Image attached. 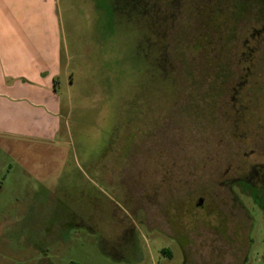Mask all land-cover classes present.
I'll return each instance as SVG.
<instances>
[{
  "label": "rangeland",
  "instance_id": "374dc122",
  "mask_svg": "<svg viewBox=\"0 0 264 264\" xmlns=\"http://www.w3.org/2000/svg\"><path fill=\"white\" fill-rule=\"evenodd\" d=\"M57 1L60 130L0 139V264H264V196L242 182L264 164V57L250 116L222 113L264 0Z\"/></svg>",
  "mask_w": 264,
  "mask_h": 264
},
{
  "label": "crops",
  "instance_id": "0c3cea01",
  "mask_svg": "<svg viewBox=\"0 0 264 264\" xmlns=\"http://www.w3.org/2000/svg\"><path fill=\"white\" fill-rule=\"evenodd\" d=\"M60 22L57 0H0V139L57 138Z\"/></svg>",
  "mask_w": 264,
  "mask_h": 264
},
{
  "label": "flooded vegetation",
  "instance_id": "af4514ba",
  "mask_svg": "<svg viewBox=\"0 0 264 264\" xmlns=\"http://www.w3.org/2000/svg\"><path fill=\"white\" fill-rule=\"evenodd\" d=\"M220 1H227V0H220ZM245 35L244 37L241 39L242 40V46L243 48L240 50L239 54L237 55L240 58V62L239 65L242 66V68L244 69V71H246V77L242 78L241 81H238L236 83V85L234 87H232V90L234 91V96L230 98V103L227 104L228 106H231V110L229 109H225L224 110V104H223V115H229V116H234L236 117V121H238V123H242L245 121L246 117L250 114V112H252L251 109V102L246 103V99L240 97L243 94V89L245 87H249L250 85L253 86H259L258 83L256 82L254 76H256L259 72V67L253 65V59L255 60V62H259V60L262 61V58L264 57L263 55V45H264V24L261 25L259 28H256L255 26L253 27H248V29H246L245 31ZM258 58V60L256 59ZM243 64V65H242ZM248 64V65H247ZM253 70V72H252ZM248 73V74H247ZM253 77V80H250ZM244 87V88H243ZM250 116V115H249ZM150 136L152 137V139H148L150 138ZM144 137H147V142L150 145H146L145 147V158L147 160V162L149 163V165L151 164L154 168V164L158 165L159 167H167L170 168L171 164H165V163H161V159L164 157L165 152L161 151V150H165V151H169L166 150L167 148L165 147V145H157L155 146V142L159 141V138L154 136V135H150V133H147L145 135L144 131H139L138 132V138L140 140H143ZM146 142V143H147ZM153 144V145H152ZM172 163V162H171ZM174 166V163H172ZM240 175L238 176V178H234L231 179L229 181V183H227V185H231L235 182H240L242 180H240ZM245 179H248V181H250V183H248L247 181H242L244 183H247L249 185H251V187H253L254 189H256L258 191V193H260L261 195L264 196V164H260L257 166L256 171L254 173L253 177H249V175H245V177H243ZM203 199L199 198L196 206L197 208H202L203 207ZM184 207L186 210V213H190V208L192 206V201L191 199H189V197H187V200L185 201L184 205H182L181 201H179V205H175V209L174 212H177L178 207Z\"/></svg>",
  "mask_w": 264,
  "mask_h": 264
}]
</instances>
